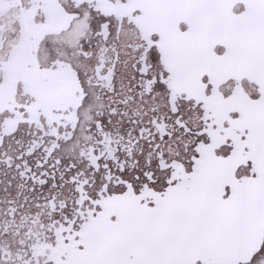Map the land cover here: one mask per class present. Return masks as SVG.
<instances>
[{
	"label": "snow or ice",
	"instance_id": "obj_1",
	"mask_svg": "<svg viewBox=\"0 0 264 264\" xmlns=\"http://www.w3.org/2000/svg\"><path fill=\"white\" fill-rule=\"evenodd\" d=\"M0 264H264V0H0Z\"/></svg>",
	"mask_w": 264,
	"mask_h": 264
}]
</instances>
